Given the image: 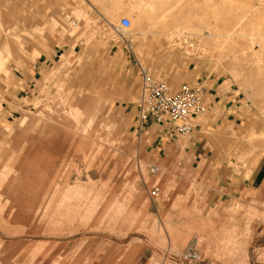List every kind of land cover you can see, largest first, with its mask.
<instances>
[{
	"label": "rangeland",
	"instance_id": "374dc122",
	"mask_svg": "<svg viewBox=\"0 0 264 264\" xmlns=\"http://www.w3.org/2000/svg\"><path fill=\"white\" fill-rule=\"evenodd\" d=\"M142 67L242 120L149 141ZM0 77V264H264V0H0Z\"/></svg>",
	"mask_w": 264,
	"mask_h": 264
},
{
	"label": "crops",
	"instance_id": "0c3cea01",
	"mask_svg": "<svg viewBox=\"0 0 264 264\" xmlns=\"http://www.w3.org/2000/svg\"><path fill=\"white\" fill-rule=\"evenodd\" d=\"M143 17L147 19L145 13H143ZM39 56L40 55H37V59H39ZM61 56H64L63 53L61 54ZM17 59L18 56H12V62L14 61L16 67H19V61ZM4 65L5 73H9L13 76V73L16 72V69L11 66L6 56L4 59ZM41 75L43 80L46 81L48 85L52 82V72H50L46 68V66H43L41 68ZM195 82L196 84L192 85L201 86L203 88V95L207 101L208 109L205 113L200 114L196 117V127L194 128V130L198 128L199 130H201L204 127L210 126H226L229 124L234 125L242 120L246 107L242 102L240 94L235 91L232 85L226 84L224 80L211 74H203L202 76H197L195 78ZM0 84H2L1 77ZM59 97L61 96L58 95V91L54 92L52 89H48L42 98L37 97L35 99L27 100V103H32L36 107V110H63L64 108L58 105L59 102L57 101V99ZM98 98L102 99V96H98ZM86 101L87 103L89 102L90 105L91 101L88 97H86ZM89 105L84 110H89ZM67 106H69V109L71 110L72 101H69ZM126 109H128V107H126ZM130 110L134 117L135 132H138L140 134L146 133L148 140L153 142L157 140L162 142L163 139L167 142H170L171 139H173V134H175V132L172 130L171 124H158L153 120H141L138 112L139 109L136 103ZM25 112H27L26 109L24 110L23 115ZM61 113L62 115H64L63 111ZM60 123L61 122H56L55 124ZM43 127L44 128L42 129L49 130L51 124L50 126L45 124V126ZM261 167L264 170V161Z\"/></svg>",
	"mask_w": 264,
	"mask_h": 264
},
{
	"label": "built area",
	"instance_id": "2783aa9c",
	"mask_svg": "<svg viewBox=\"0 0 264 264\" xmlns=\"http://www.w3.org/2000/svg\"><path fill=\"white\" fill-rule=\"evenodd\" d=\"M119 26L127 29L131 19L123 16ZM142 95L136 102L139 117L143 121L153 120L158 124H171L176 134H187L196 127V117L208 109L201 86L183 83L173 89L169 83L155 78L147 68H141ZM153 172L157 167L151 168ZM159 191L154 186L152 192Z\"/></svg>",
	"mask_w": 264,
	"mask_h": 264
}]
</instances>
